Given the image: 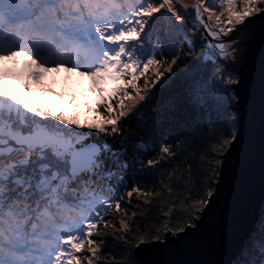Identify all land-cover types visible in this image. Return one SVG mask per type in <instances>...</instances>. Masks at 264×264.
Instances as JSON below:
<instances>
[{
  "label": "snow or ice",
  "instance_id": "6c2138e0",
  "mask_svg": "<svg viewBox=\"0 0 264 264\" xmlns=\"http://www.w3.org/2000/svg\"><path fill=\"white\" fill-rule=\"evenodd\" d=\"M257 27L258 87L232 35ZM21 57L33 83L123 84L91 117L0 88V264H264V217L259 254L250 231L226 261L188 258L241 181L264 207V0H0V61Z\"/></svg>",
  "mask_w": 264,
  "mask_h": 264
},
{
  "label": "rangeland",
  "instance_id": "374dc122",
  "mask_svg": "<svg viewBox=\"0 0 264 264\" xmlns=\"http://www.w3.org/2000/svg\"><path fill=\"white\" fill-rule=\"evenodd\" d=\"M187 2L191 3L192 0ZM33 67L30 61L22 57L19 58V62L15 59L0 61V69L5 72L4 76H0V82L1 79L12 80L14 82L12 87L5 90L10 95L16 96H24L21 85L27 83L30 87V92L25 97L27 100H31L32 95H36L40 99L37 105L41 108L54 105V108H62L66 112L77 111L82 117L93 116L96 104L108 98L115 88L123 84L122 80L115 81L107 78L101 80L65 68L49 71L39 83H33L28 77V72ZM155 71L153 67L147 75L151 77ZM139 83L143 88L145 77L142 76ZM148 88H151V84H148ZM148 88H145L144 94H148Z\"/></svg>",
  "mask_w": 264,
  "mask_h": 264
},
{
  "label": "water",
  "instance_id": "95a60500",
  "mask_svg": "<svg viewBox=\"0 0 264 264\" xmlns=\"http://www.w3.org/2000/svg\"><path fill=\"white\" fill-rule=\"evenodd\" d=\"M232 35L239 36L240 51L249 54L250 66L258 87L262 55L259 28H256L254 35L251 29H246L243 32L238 31ZM260 208L258 176L255 179V187L252 192H249L246 184L241 181L237 192L229 197L221 213L214 217L207 226L206 232L210 240V248L204 251L195 250L189 254L188 258L207 255L209 258L221 261L228 260L231 251L242 241H245V237L250 231L252 233L255 230Z\"/></svg>",
  "mask_w": 264,
  "mask_h": 264
},
{
  "label": "trees",
  "instance_id": "16d2710c",
  "mask_svg": "<svg viewBox=\"0 0 264 264\" xmlns=\"http://www.w3.org/2000/svg\"><path fill=\"white\" fill-rule=\"evenodd\" d=\"M188 34L191 35V29L188 30ZM196 35H197V38L203 39L202 33H197ZM180 46H181L180 44H177V46H176L177 50H179ZM178 70L180 72H183L184 68L181 67ZM174 71H176L175 68H174ZM13 84H14V82L12 80H2L1 79L0 88H4V89L11 88ZM14 86H16V85H14ZM157 87H159V85ZM181 89H182V82L178 81L177 85L174 88L170 89L167 93L162 94V96L160 97L158 102L161 104V106L167 105L169 103H175L177 106H179V101L176 100L175 98L177 96L178 91H180ZM155 90L156 89H152L153 92ZM32 97L33 98L31 100H28V102L30 104H33L34 106H38L37 103L40 102V99L37 98L36 95H32ZM53 107H54V105H53ZM151 115H153V118H156V114H151ZM135 126H136L135 122H133L132 127H135ZM188 155L190 157L191 153H189ZM194 168H195V165H194ZM262 217H264V207L261 206L260 211H259V219L256 223L255 230L251 233V237H250V242H251L256 254H259V250H260V225H259V221ZM110 247H112V245H110Z\"/></svg>",
  "mask_w": 264,
  "mask_h": 264
}]
</instances>
